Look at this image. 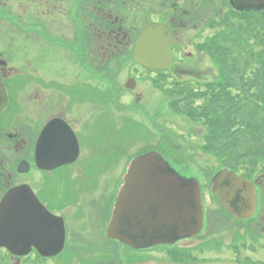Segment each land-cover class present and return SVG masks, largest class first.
<instances>
[{
	"label": "flooded vegetation",
	"instance_id": "obj_1",
	"mask_svg": "<svg viewBox=\"0 0 264 264\" xmlns=\"http://www.w3.org/2000/svg\"><path fill=\"white\" fill-rule=\"evenodd\" d=\"M254 4V0H0V205L14 191L9 229L10 241L18 244L0 246V264H187V238L132 247L109 237L114 202L131 159L123 168L114 202L111 197L107 201L111 193L106 188L101 212L93 207L89 213V197L97 189V184L89 185L94 178L91 166L106 161L108 147L103 143L112 131L107 112L95 110V93L102 85L105 98L109 95L116 105L127 104L123 102L128 96L129 104L137 103L143 97L139 80L150 79L158 83L172 110L176 87L220 85L223 39L236 35L238 25L245 32L253 30L250 20L264 15V5ZM152 23L163 25L172 40L167 68L149 69L134 58L136 42ZM241 41L235 47L243 45ZM213 44L216 61H210L216 71L207 64L192 67L189 60H196L199 53L211 56ZM190 73L201 78L192 82L187 78ZM160 136L151 150L167 147L171 166L184 167L185 151L177 147L173 130ZM53 158L59 165L49 169ZM233 170L255 185L253 215L236 218L220 205L210 186L203 191L196 176L204 210L199 234L211 230L221 214L263 240L264 171L246 176ZM179 173L183 175L182 170ZM62 224L65 238L58 249Z\"/></svg>",
	"mask_w": 264,
	"mask_h": 264
},
{
	"label": "rangeland",
	"instance_id": "obj_2",
	"mask_svg": "<svg viewBox=\"0 0 264 264\" xmlns=\"http://www.w3.org/2000/svg\"><path fill=\"white\" fill-rule=\"evenodd\" d=\"M251 21L253 30L245 32L238 25L236 35L223 39V94L218 99L216 93L212 95L208 92L206 86L195 85L194 92L187 98V111L193 114L177 110L173 112L172 108L169 110L160 86L150 79H144L142 83L139 80L143 97L137 103L129 104L131 99L128 96V102H123L127 104L116 105L113 100L110 101L109 95L105 98L102 85L97 88L95 110L97 113L107 112L112 131L105 134L108 138L103 143L108 147L103 155L106 161L91 166L94 178L89 185L94 187L97 184V189L89 197V201H92L89 213L95 210L93 207H98L101 212L100 199H103L102 193L106 188L111 193L107 201L111 197L114 202L127 162L151 150L157 138L161 134H168L170 129L176 136L177 147L181 145L185 151L182 160L186 167L177 165L178 171L182 170L183 175L190 172L199 176L205 187L203 191L210 190V181L223 167L235 168L246 176L264 171V15H255ZM241 39L243 45L235 47ZM229 40H232V48ZM202 42L201 39L200 44ZM209 47L212 57L199 53L196 60H189L192 67L201 63L216 71L212 63L216 61L215 44ZM243 47H246V51L238 49ZM127 74L124 72V81ZM190 74L192 76L187 74V78L191 77L192 82L196 77L201 78L199 73ZM119 127L122 129L113 131ZM95 132H99L98 121ZM157 150L168 157L167 147L162 146ZM213 206L221 207L218 203H213ZM218 217L211 230L187 239V254L196 255V260L190 259L187 264H264V239L256 238V233L248 227H244L245 232L241 231L233 220L221 214ZM207 239L212 240L197 247ZM180 244L185 245V242L181 241Z\"/></svg>",
	"mask_w": 264,
	"mask_h": 264
},
{
	"label": "water",
	"instance_id": "obj_3",
	"mask_svg": "<svg viewBox=\"0 0 264 264\" xmlns=\"http://www.w3.org/2000/svg\"><path fill=\"white\" fill-rule=\"evenodd\" d=\"M254 1L256 7H260V3L264 5V0ZM171 45L164 26L152 23L136 42L134 58L149 69L167 68L171 62ZM74 158L60 161L66 163ZM53 162L47 168L59 165L55 158ZM211 189L218 195L220 204L236 218L246 219L253 215L257 195L251 180L226 167L216 174ZM13 197L14 191L8 193L0 205V246L7 248L18 246L17 242L10 241L8 212ZM202 227L203 203L197 178L181 175L157 150L131 159L117 192L108 225L109 237L132 247H146L194 237ZM59 238V245L55 246L58 249L64 243V224L60 226Z\"/></svg>",
	"mask_w": 264,
	"mask_h": 264
},
{
	"label": "trees",
	"instance_id": "obj_4",
	"mask_svg": "<svg viewBox=\"0 0 264 264\" xmlns=\"http://www.w3.org/2000/svg\"><path fill=\"white\" fill-rule=\"evenodd\" d=\"M194 86L195 85L187 84V86L175 88L176 93H175V97L172 101L173 112L177 110V111H183L186 114L187 113L193 114L192 111H187V98L191 92H194V88H193ZM206 87L208 88V92H210L212 95L216 93V95L219 99L221 97V95L223 94V91L225 89V84L221 83L220 85H217V86L207 85ZM182 107H184L185 109L181 110ZM250 107H251V105H249V108ZM207 137H209V135ZM177 156H179V155H177ZM190 259L196 260V256L193 255L192 253L187 254V261L189 262Z\"/></svg>",
	"mask_w": 264,
	"mask_h": 264
},
{
	"label": "bare ground",
	"instance_id": "obj_5",
	"mask_svg": "<svg viewBox=\"0 0 264 264\" xmlns=\"http://www.w3.org/2000/svg\"><path fill=\"white\" fill-rule=\"evenodd\" d=\"M229 168V167H228ZM230 169H232L233 170V168H230ZM255 186V185H254ZM256 190V189H255ZM256 194H257V192H256ZM222 206V205H221ZM203 215H204V211H203Z\"/></svg>",
	"mask_w": 264,
	"mask_h": 264
}]
</instances>
